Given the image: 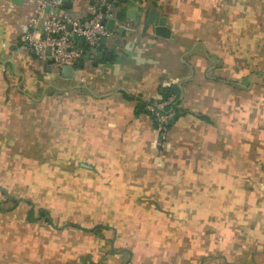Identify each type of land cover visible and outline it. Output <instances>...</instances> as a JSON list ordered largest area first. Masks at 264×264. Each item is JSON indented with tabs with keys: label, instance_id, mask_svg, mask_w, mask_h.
<instances>
[{
	"label": "crops",
	"instance_id": "1",
	"mask_svg": "<svg viewBox=\"0 0 264 264\" xmlns=\"http://www.w3.org/2000/svg\"><path fill=\"white\" fill-rule=\"evenodd\" d=\"M37 1L0 0L2 188L48 210L69 200V181L75 200L96 188L81 219L118 223L119 246L97 264H264V0H123L98 49L114 46L111 59L84 61L71 79L23 41L40 27ZM67 1L68 16L90 15L86 0ZM167 87L183 110L161 138L125 95L157 102ZM5 195L0 232L17 250L28 204Z\"/></svg>",
	"mask_w": 264,
	"mask_h": 264
},
{
	"label": "rangeland",
	"instance_id": "2",
	"mask_svg": "<svg viewBox=\"0 0 264 264\" xmlns=\"http://www.w3.org/2000/svg\"><path fill=\"white\" fill-rule=\"evenodd\" d=\"M68 184L69 200H52L49 210L41 204L45 200L44 198H39L38 201L28 200L27 196H19V193L11 195L8 192L10 191L9 184H5L8 188L5 190L0 185V190L5 192L1 194L0 198H6L5 194L13 196L14 200L12 201L18 200L19 206L22 207L28 202L27 208L25 207L27 219L26 221L20 220L21 234L18 249H15V243L12 244L9 233L0 232V242L2 240L5 242L4 244L0 243V264H97L104 262L110 253L119 254V246L114 241L117 236L115 229L118 227L117 222V225L113 226L107 225L105 222L95 223L81 219L82 205L84 207L91 206L96 201L88 199H92L97 189L85 185L83 200H75L76 184L71 181ZM89 184L91 183L89 182ZM57 185L55 187H59V184ZM57 191L60 189L57 188L53 192ZM71 196L73 200L70 199ZM65 201L69 203L66 208ZM7 206L10 204L3 205L0 210L7 211ZM44 208L50 213L52 224L43 220L36 223L39 222L37 221L39 219H35V215L38 214V210ZM90 211L93 213V208ZM29 214L34 216L31 222H28L31 218Z\"/></svg>",
	"mask_w": 264,
	"mask_h": 264
},
{
	"label": "built area",
	"instance_id": "3",
	"mask_svg": "<svg viewBox=\"0 0 264 264\" xmlns=\"http://www.w3.org/2000/svg\"><path fill=\"white\" fill-rule=\"evenodd\" d=\"M90 6V15L84 19L72 18L65 13L64 0H39L37 1L35 15L31 24H40L38 31L27 32L23 41L27 43L29 52L37 59L45 62L56 70L61 71L63 65L76 66L80 63L84 48L79 46V38L93 59L101 48L102 38L112 40L116 29L108 30L101 23L115 17V9L123 0H86ZM105 7V11L102 8ZM69 25L71 28L69 29ZM49 48V53H47ZM175 94L169 95L165 100L146 105L151 118L154 120L156 130L163 136L171 122L175 119L172 108ZM166 106H170L166 108ZM166 108V109H165Z\"/></svg>",
	"mask_w": 264,
	"mask_h": 264
},
{
	"label": "water",
	"instance_id": "4",
	"mask_svg": "<svg viewBox=\"0 0 264 264\" xmlns=\"http://www.w3.org/2000/svg\"><path fill=\"white\" fill-rule=\"evenodd\" d=\"M12 2L16 3V4H22L24 2V0H11ZM108 2H111L112 0H107ZM63 6L64 7H70V3L67 0H64L63 2ZM102 11H105V7L102 8ZM135 15V9H129L127 11V16L131 19L134 18ZM122 16V11L118 10L115 14L114 18L108 19L106 20L105 18H102L101 23L106 25V28L108 30H112V29H117V25L115 24L116 20H120ZM154 17V18H153ZM149 18L152 20H149V23H154V32L156 35L159 36H164V37H168L170 35V30L169 28L165 25V17L164 16H159L157 14H154V12H150L149 13ZM71 28V26L69 25V29ZM79 46H82L84 48V55L80 61V63L76 66H71V65H63L61 68V76L64 78H73L74 76V71L78 69V67H82L83 66V62L84 61H88L90 59V53L88 50H86L87 45L83 44V38H79ZM106 44V39L102 38L100 45L104 46ZM114 46H110L108 50L106 51H97L94 58L96 60H101V59H111V56L113 54V50H114ZM47 53H49V48H47ZM49 69V61L46 60L44 62Z\"/></svg>",
	"mask_w": 264,
	"mask_h": 264
},
{
	"label": "trees",
	"instance_id": "5",
	"mask_svg": "<svg viewBox=\"0 0 264 264\" xmlns=\"http://www.w3.org/2000/svg\"><path fill=\"white\" fill-rule=\"evenodd\" d=\"M171 94H175V96H176L175 100L173 101V105H172V108L175 111V115L176 116H175V119L171 122V124H172L176 119H178L181 116L180 115V111L183 110V109H180L178 107V104L180 103L178 89L176 87H174V88L167 87L166 88V92L162 93V98L160 100H157V102L165 100ZM125 96L127 98H129V99H135L136 100L135 112H137V113L145 112L146 114H148L150 116L149 111L146 109V105L153 104L155 101H153V100H145V99H143V98H141L140 96H137V95L135 96V95H131V94H126ZM169 107L170 106H166V108H169ZM199 117L201 119H203V120H206V121L210 122V119L208 117L204 116V115H201ZM152 122H153L154 128L156 130L155 123H154L153 119H152ZM157 134L161 138H163L160 132L157 131ZM14 203L16 205V203H18V200H16ZM27 203L28 202H26V204ZM30 213L32 214V211H30ZM31 214H29V217H31V218H29V220H32V218H33V215H31ZM37 215L38 216L35 219L43 220L44 222H46L48 224H52L53 223L52 217H51L50 213L46 209L38 210V214Z\"/></svg>",
	"mask_w": 264,
	"mask_h": 264
}]
</instances>
